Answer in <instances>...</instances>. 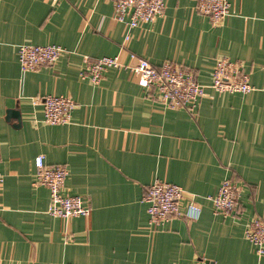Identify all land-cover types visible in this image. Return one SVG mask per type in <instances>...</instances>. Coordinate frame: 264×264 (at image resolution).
I'll list each match as a JSON object with an SVG mask.
<instances>
[{"label":"crops","instance_id":"obj_1","mask_svg":"<svg viewBox=\"0 0 264 264\" xmlns=\"http://www.w3.org/2000/svg\"><path fill=\"white\" fill-rule=\"evenodd\" d=\"M229 1L219 26L198 0H166L162 17L130 30L113 20L111 0H0V264H264L245 235L264 220V0ZM23 44L65 52L23 73ZM115 56L124 67L100 85L82 78L86 57ZM142 58L187 69L204 86L228 58L254 90L207 88L195 112L169 109L130 70ZM47 95L75 102L71 123L44 122ZM39 156L67 167L65 192L82 197L89 216L49 213L50 191L34 185ZM227 179L241 187L234 218L206 200ZM155 181L182 187L184 211L194 197L199 219L154 226L144 197Z\"/></svg>","mask_w":264,"mask_h":264},{"label":"built area","instance_id":"obj_2","mask_svg":"<svg viewBox=\"0 0 264 264\" xmlns=\"http://www.w3.org/2000/svg\"><path fill=\"white\" fill-rule=\"evenodd\" d=\"M113 3V20L124 24L128 29L149 24L162 17L166 0H111ZM229 0H198L197 11L209 17L214 25H221L230 14ZM130 35L126 36V40ZM65 50L57 45L23 44L18 48V58L23 73L34 72L42 66H52ZM124 67L119 57H102L92 60L86 57L81 76L94 85H100L108 69ZM138 84L146 91L156 90L159 101L169 109H186L195 112L200 101L207 95V88L220 93H249L254 90L250 75L241 63L228 58H220L213 69L209 86L197 82L193 72L164 63L156 68L147 59H139L130 68ZM42 100L44 122L49 125H65L71 123L75 102L68 96L47 95ZM35 186L46 187L50 191L49 213L55 217L69 219L71 217L89 216L90 209L82 197L72 196L65 192L69 170L61 165H48L43 156L35 160ZM4 177L0 173V183ZM241 199V187L233 180H224L214 196L207 201L213 205L214 214L224 218L237 215ZM185 191L182 187L165 181H155L144 197L147 203L150 222L156 226L179 217L198 220L202 208L193 198L187 200V208L183 210ZM247 240L255 247L259 255L264 254V220L256 217L245 231Z\"/></svg>","mask_w":264,"mask_h":264},{"label":"water","instance_id":"obj_3","mask_svg":"<svg viewBox=\"0 0 264 264\" xmlns=\"http://www.w3.org/2000/svg\"><path fill=\"white\" fill-rule=\"evenodd\" d=\"M12 115H13V117H15V118L18 119L19 124H20V123H21V116L19 115V113H15V112H13Z\"/></svg>","mask_w":264,"mask_h":264}]
</instances>
